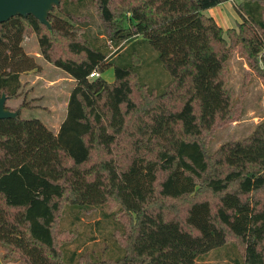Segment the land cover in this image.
Masks as SVG:
<instances>
[{
    "label": "trees",
    "instance_id": "obj_1",
    "mask_svg": "<svg viewBox=\"0 0 264 264\" xmlns=\"http://www.w3.org/2000/svg\"><path fill=\"white\" fill-rule=\"evenodd\" d=\"M226 1L61 0L50 27L32 14L0 23V96L18 98L22 73L40 71L24 49L27 34L76 81L57 132L23 118L26 103L0 119L6 256L26 264H197L232 243L242 264H264V119L245 138L208 149L215 127L239 114L227 85L230 56L238 51L264 80V0H241V22L228 29L205 13ZM92 6L107 39L93 32ZM143 48L168 71L165 84L146 81ZM96 206L116 223L98 248L85 246L94 236L63 227L69 211L80 220Z\"/></svg>",
    "mask_w": 264,
    "mask_h": 264
},
{
    "label": "rangeland",
    "instance_id": "obj_2",
    "mask_svg": "<svg viewBox=\"0 0 264 264\" xmlns=\"http://www.w3.org/2000/svg\"><path fill=\"white\" fill-rule=\"evenodd\" d=\"M240 1L228 0L208 8L205 13L207 15L213 14L217 22L225 29L236 27L241 22V16L236 10V5ZM91 14H93V17L89 23L93 28V32L99 34L100 39H107L106 34H101L104 30L103 25H101L99 14L93 6L89 10L88 17ZM23 46L25 51L35 58L40 66V71L23 72L21 75L23 87L20 96L7 101L6 105L14 110L22 103H26V107L21 112L23 118L39 117L49 128L56 132L65 117L70 92L76 81L65 70L45 60L40 54L36 35L27 34ZM117 48L114 47V51ZM143 51L146 54L147 63L149 62L142 70L147 75L146 81L154 84H165L169 79L168 71L161 63L155 61L156 52L147 48H143ZM261 65H263L262 61ZM228 75L227 85L232 89L238 101L239 114L235 118L222 122L215 127L212 136L210 135L208 140L210 152L215 151L226 141L240 140L250 135L256 124L264 119V80L252 69L246 57L238 51H235L228 60ZM103 76L109 81L114 80L113 66L109 67ZM95 77L97 76L91 77V79ZM106 209L111 212L114 209L116 210L117 206L109 204ZM99 221H101L100 224ZM115 224L113 219H105L102 215V209L96 206L86 210L83 209L80 220H75L74 213L69 211L65 214L63 227H76L81 239L94 236L95 239L88 240L85 246L98 248L105 245L107 242L105 236ZM108 244L110 247H114L110 240ZM71 247H75V245L72 244ZM8 251L9 247L0 243V264H26L16 255L6 256ZM197 264H242V257L236 246L229 243L212 250L203 257H199Z\"/></svg>",
    "mask_w": 264,
    "mask_h": 264
},
{
    "label": "water",
    "instance_id": "obj_3",
    "mask_svg": "<svg viewBox=\"0 0 264 264\" xmlns=\"http://www.w3.org/2000/svg\"><path fill=\"white\" fill-rule=\"evenodd\" d=\"M60 3L61 0H0V23L15 15L32 14L50 27L49 12ZM6 101L7 95L3 93L0 96V119L18 116L19 111L8 108Z\"/></svg>",
    "mask_w": 264,
    "mask_h": 264
},
{
    "label": "crops",
    "instance_id": "obj_4",
    "mask_svg": "<svg viewBox=\"0 0 264 264\" xmlns=\"http://www.w3.org/2000/svg\"><path fill=\"white\" fill-rule=\"evenodd\" d=\"M211 15L214 16L213 14H211ZM214 18H216V17L214 16ZM74 80H75V79H74ZM70 93H71V92H70ZM67 106H68V104H67ZM66 113H67V111H66ZM65 117H66V114H65ZM65 117L63 118V120L61 121V123L64 121ZM61 123H60V125H61ZM59 128H60V126H59ZM59 128H58V130H59ZM58 130H57V131H58ZM57 131H56V132H57Z\"/></svg>",
    "mask_w": 264,
    "mask_h": 264
},
{
    "label": "built area",
    "instance_id": "obj_5",
    "mask_svg": "<svg viewBox=\"0 0 264 264\" xmlns=\"http://www.w3.org/2000/svg\"><path fill=\"white\" fill-rule=\"evenodd\" d=\"M99 75V73H97V72H93L91 75H90V77H94V76H98Z\"/></svg>",
    "mask_w": 264,
    "mask_h": 264
}]
</instances>
